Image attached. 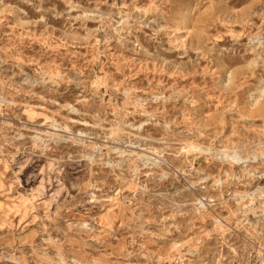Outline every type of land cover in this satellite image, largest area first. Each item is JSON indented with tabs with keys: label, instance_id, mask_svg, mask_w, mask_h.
<instances>
[{
	"label": "rangeland",
	"instance_id": "1",
	"mask_svg": "<svg viewBox=\"0 0 264 264\" xmlns=\"http://www.w3.org/2000/svg\"><path fill=\"white\" fill-rule=\"evenodd\" d=\"M0 264H264V0H0Z\"/></svg>",
	"mask_w": 264,
	"mask_h": 264
}]
</instances>
